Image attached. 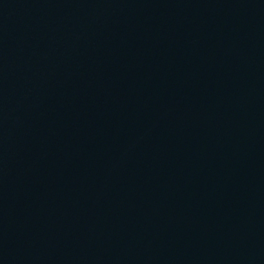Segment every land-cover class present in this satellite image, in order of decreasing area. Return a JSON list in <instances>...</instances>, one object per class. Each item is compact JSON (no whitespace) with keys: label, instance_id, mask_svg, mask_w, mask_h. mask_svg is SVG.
Instances as JSON below:
<instances>
[{"label":"water","instance_id":"95a60500","mask_svg":"<svg viewBox=\"0 0 264 264\" xmlns=\"http://www.w3.org/2000/svg\"><path fill=\"white\" fill-rule=\"evenodd\" d=\"M0 264H264V0H0Z\"/></svg>","mask_w":264,"mask_h":264}]
</instances>
